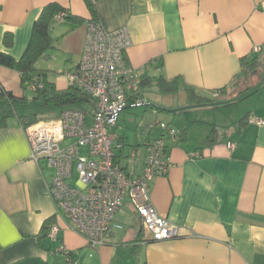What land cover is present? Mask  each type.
Listing matches in <instances>:
<instances>
[{
	"label": "crops",
	"instance_id": "obj_1",
	"mask_svg": "<svg viewBox=\"0 0 264 264\" xmlns=\"http://www.w3.org/2000/svg\"><path fill=\"white\" fill-rule=\"evenodd\" d=\"M90 1L105 31L126 29L131 68L147 79L177 83L170 94L154 83L148 87L164 97L162 113L149 108L155 122L179 132L176 142L166 140L169 170L153 180L150 200L159 216L179 227L181 237L151 241L125 202L114 217L121 229L111 230L105 246L88 248L81 235L56 219L47 190L53 171L31 160L24 128L16 114L9 116L14 109L3 101L0 120L9 117L0 128V264H66L61 248L77 252L80 264H264V126L246 120L264 119V108H247L239 103L244 99L227 106L197 105L187 92L211 98L221 91L214 98L220 103L258 84L254 76L237 85L234 79L243 65L264 56V0ZM48 5L80 19L78 25L52 24L59 29L51 38L72 57L65 60L69 66L50 79L47 71L52 70L39 68L40 61L36 65L47 82L64 91L66 73L80 62L91 19L83 0H0V52L20 59L34 22ZM6 33L12 35L10 48L3 44ZM262 86L255 93L264 96ZM0 89L17 100L33 97L21 86L20 75L3 67ZM143 128L128 150L135 160L126 165L118 161L132 178L141 172L145 144L161 136L157 127ZM228 143L235 148L228 150ZM49 222L60 227L55 242L47 238Z\"/></svg>",
	"mask_w": 264,
	"mask_h": 264
},
{
	"label": "built area",
	"instance_id": "obj_2",
	"mask_svg": "<svg viewBox=\"0 0 264 264\" xmlns=\"http://www.w3.org/2000/svg\"><path fill=\"white\" fill-rule=\"evenodd\" d=\"M65 14L54 16L62 24ZM131 41L126 29L105 31L98 22H87L80 62L65 77L68 87L77 88L92 99V111L66 109L57 117L40 119L23 129L31 160L53 171L47 184L55 206V217L78 233L90 249L105 246L112 229H121L115 214L128 202L140 218L142 229L151 241L161 242L181 237L180 229L157 214L150 200L156 177L165 176L169 160L165 157L166 140L176 142L179 132L172 126L156 122L161 136L145 144L143 166L132 178L119 164L118 153L123 140L115 128L120 114L128 108L145 106L146 100L129 96L138 91L141 73L131 68L126 52ZM260 49L253 48L258 54ZM30 91L42 85L29 86ZM219 95L213 93V98ZM250 124L262 127L264 119L251 117ZM228 150L235 145L228 143ZM60 227L52 223L47 232L51 242L57 240ZM60 252L66 264H80L77 252Z\"/></svg>",
	"mask_w": 264,
	"mask_h": 264
},
{
	"label": "trees",
	"instance_id": "obj_3",
	"mask_svg": "<svg viewBox=\"0 0 264 264\" xmlns=\"http://www.w3.org/2000/svg\"><path fill=\"white\" fill-rule=\"evenodd\" d=\"M87 6L91 14V19L87 22H97L96 13L93 9V5L90 0H83ZM58 13L65 14L62 24L67 25H78L80 23L79 18L75 16H71L67 13V11L58 7L57 5H48L46 6L40 13L38 19L34 22L31 32L30 41L25 49L23 55L20 59L15 60L11 56L0 52V67L13 70L20 75L21 78V86L23 89L31 92L33 97L30 100H26L25 98L21 100L15 99L10 93H7L0 89V103L6 101L12 108L18 106H26V105H34L37 108H46L53 110H60L62 112L66 109L72 110H82L85 112L92 111V99L87 96L85 93L80 91L77 88L68 87L67 90L58 91L55 89L53 84L47 82V75L44 71H40L37 69V62L41 59H47V52L54 47V43L56 40L51 38L50 29L52 27L53 18ZM71 31V28H70ZM13 40L12 35L6 33L3 37V44L10 48L12 46ZM260 60L253 59L250 63L243 65L241 75L237 76L234 80L235 84L237 83H245L248 78L254 76L257 79V85L250 87L240 93L235 99L223 102H216L213 97H199L195 95L192 90H187V92L192 93L195 96V100L197 105H205V106H227L236 101H242L246 97L254 94L261 85L259 84L258 74L260 72L258 68ZM250 75V76H249ZM248 76V77H247ZM154 83L158 90L164 94H170L176 92L177 83L174 81H166L163 78H158L156 80H151L141 76V82L138 87V91L129 96L128 102H132L135 99H143L144 93L142 88H148L150 84ZM31 85H42V89L36 92H32L29 89ZM221 93V91H216ZM159 111H164L159 109ZM59 112V114H60ZM15 115V114H14ZM17 115V114H16ZM9 116H2L0 120V128L5 127V121ZM247 117V116H246ZM246 117L242 119L245 121ZM254 117V116H253ZM251 117H247V122ZM39 117L37 115H17V120L19 124L26 128L32 124H35L39 121ZM263 119V118H262ZM241 121V122H242ZM151 141V140H150ZM153 141V140H152ZM52 224L49 222L46 224V228ZM47 228V229H48Z\"/></svg>",
	"mask_w": 264,
	"mask_h": 264
},
{
	"label": "rangeland",
	"instance_id": "obj_4",
	"mask_svg": "<svg viewBox=\"0 0 264 264\" xmlns=\"http://www.w3.org/2000/svg\"><path fill=\"white\" fill-rule=\"evenodd\" d=\"M58 27H59L58 25L52 26L50 29V33L52 34L53 32H56L57 29H59ZM84 40H85V37H84ZM71 58H72L71 56L65 55L63 51H60L58 42L55 41L54 47L47 52V59L40 60L39 68L41 69L50 68L49 70H52V71H47V72H49L48 75L50 79H52L58 73L62 72L64 66H66V68L69 66L68 64L70 63L68 62L71 61ZM65 60H68V62L65 63ZM142 91L144 93V97L146 98L145 106L137 107V108H128L125 111H123L119 116L118 123L115 128L116 134L121 139H122L121 136L123 135H125L126 137L125 139L126 141H123L124 148L118 153V156H117L121 165L130 164L135 160L134 155L130 156L128 150L131 146H134L133 144L135 140L134 139L135 135L141 133V128L143 131L144 130L143 126H146L148 128L149 126L158 122V121L155 122V120H158V119L153 118L154 115L152 116V111L150 110L153 107L160 109L161 107L160 105L163 104L164 97L161 95V93H159L154 88L153 89L152 88H142ZM239 103L246 105L247 108H251V106L257 109L264 108V96L260 95V92H258V93H255V94H252L246 97L242 102H239ZM150 107L151 109H149ZM59 112L60 110L37 108L34 105H26V106H19V107L17 106L15 110H11V112L9 113V116L11 118H14V114H17L19 116H22V115L28 116V115L34 114V115H37L40 119H50V118L57 117ZM159 113H162V112L160 111ZM160 120L163 121L162 119ZM147 122H150V123L147 124ZM137 128L139 129L137 130ZM139 137L137 138V140H140Z\"/></svg>",
	"mask_w": 264,
	"mask_h": 264
},
{
	"label": "water",
	"instance_id": "obj_5",
	"mask_svg": "<svg viewBox=\"0 0 264 264\" xmlns=\"http://www.w3.org/2000/svg\"><path fill=\"white\" fill-rule=\"evenodd\" d=\"M258 68L260 70V72L258 74L259 84L260 85H263L264 84V56L261 59V61L259 62Z\"/></svg>",
	"mask_w": 264,
	"mask_h": 264
}]
</instances>
